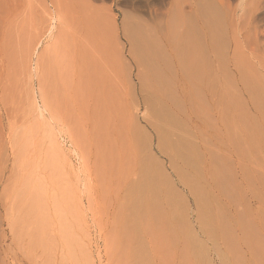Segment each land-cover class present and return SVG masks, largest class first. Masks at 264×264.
Wrapping results in <instances>:
<instances>
[{
    "label": "rangeland",
    "instance_id": "1",
    "mask_svg": "<svg viewBox=\"0 0 264 264\" xmlns=\"http://www.w3.org/2000/svg\"><path fill=\"white\" fill-rule=\"evenodd\" d=\"M201 43L196 105L177 52ZM146 53L201 207L156 147ZM140 160L173 189L144 226ZM136 240L146 264H264V0H0V264H131Z\"/></svg>",
    "mask_w": 264,
    "mask_h": 264
},
{
    "label": "bare ground",
    "instance_id": "2",
    "mask_svg": "<svg viewBox=\"0 0 264 264\" xmlns=\"http://www.w3.org/2000/svg\"><path fill=\"white\" fill-rule=\"evenodd\" d=\"M207 13L209 15V12ZM208 15H207V19H208ZM209 18L211 19V17ZM196 44H194L193 46H195ZM197 46H199L198 47L199 51H195L197 50V48L190 49V45H189L188 47L189 50H187L188 49L187 48L186 51H184L185 49H183L182 52L180 53L177 52V56H178L177 59H178V64L181 68V80L185 79L184 81H187L189 83L188 95L190 96L192 94L193 103L199 105L200 94L198 96L194 95L195 91L198 88V86L195 88L194 85L200 83L199 84L200 87L207 94V88L208 85L210 84V79L208 82V74H209L207 72L208 61L206 57L207 53L203 49L205 48L204 44L201 43L198 44ZM206 51H207V46H206ZM147 53L145 55L143 54L144 56L142 57L146 59L148 58V61L146 59L142 60V58L141 60L144 63H146L147 73L149 72L150 76L149 79L146 80L144 78L143 81L141 82V91L144 93L142 97L144 107L146 108V110L152 109L151 124L153 127V131L156 135L155 137L156 147L158 148L161 154L167 156L171 169L178 176L180 182H182V184L191 191L197 203V207H201L202 203H204L202 201L203 197H202L201 188L196 186L194 182L188 178L186 172L183 171V168H178L177 165V160H180L181 167L191 168L193 172H195V176L197 175L196 166H195V161L197 160H195V155L193 154L192 145L183 135L185 129L183 131L184 127L181 125V122H177V119L174 117V114L167 108V106L161 101V99L157 97L152 91H150L151 86H156V87L161 86V88H164L165 84L169 83V80L166 77H164L162 68L160 67L159 63L157 61H154L155 57L153 56L152 58L154 59H150L151 57H149V54L147 55ZM247 78L251 79V77H247ZM250 81L251 80H249L248 82ZM253 85L254 83L248 86L251 87L252 89L255 86ZM170 86L171 84L169 83L168 86H166L165 88L169 89ZM256 89L258 88L256 87L254 88L255 92L257 91ZM260 91L258 90L257 92ZM182 92H184L183 89H181V93ZM169 95L171 94L169 93ZM175 106H177V104ZM150 110L148 111L150 112ZM149 114H151V112ZM176 130L181 131V133L177 134ZM147 142L150 151H152L153 137H151V135L150 136L148 135ZM138 165H139V177L136 181V186L139 187V189L134 193L133 192L134 184L128 182L126 193H128V196L132 195V197H130L129 200V205L134 209V213H135L129 222L131 224L144 226V225H148L149 222L150 223L157 222V220L159 219L158 217L159 214L162 213L163 211L160 210V202L158 200V197H160L161 194L164 195V193L168 194L169 197V193L171 194V191H173V189L171 190L170 189L171 187L169 185H168L169 188L165 186L167 184L166 180L162 181L166 179L165 176L157 170L158 168L157 169L154 168L150 160L149 162H147L146 160H140ZM163 182L166 184L164 185ZM163 185H164V189L166 190L163 189ZM167 201L169 205L171 201L169 199H167ZM128 235L130 238L132 237L131 233H128ZM134 236L136 237V235ZM130 253L132 257L131 264H146L145 250L143 249V246L141 245L140 242L137 241L136 245L130 248Z\"/></svg>",
    "mask_w": 264,
    "mask_h": 264
}]
</instances>
